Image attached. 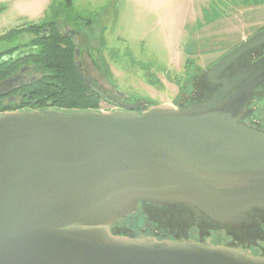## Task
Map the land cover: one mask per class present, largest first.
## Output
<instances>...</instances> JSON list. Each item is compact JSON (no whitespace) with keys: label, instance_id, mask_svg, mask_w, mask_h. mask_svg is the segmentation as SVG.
Listing matches in <instances>:
<instances>
[{"label":"water","instance_id":"1","mask_svg":"<svg viewBox=\"0 0 264 264\" xmlns=\"http://www.w3.org/2000/svg\"><path fill=\"white\" fill-rule=\"evenodd\" d=\"M262 43L264 28L225 52L204 69L202 96L184 103L109 100L76 61L118 108L0 112V264H264L221 241L112 231L144 206L190 213L224 234L258 230L264 129L245 117L264 81L248 76L264 58L224 71ZM21 83L0 80V95Z\"/></svg>","mask_w":264,"mask_h":264},{"label":"rangeland","instance_id":"2","mask_svg":"<svg viewBox=\"0 0 264 264\" xmlns=\"http://www.w3.org/2000/svg\"><path fill=\"white\" fill-rule=\"evenodd\" d=\"M0 5L6 7L0 34L28 21L62 18L81 29L87 40L86 46L79 42L84 74L107 99L139 107L184 101L204 69L264 26V2L248 5L245 0H0ZM30 37L24 32L10 44ZM259 99L251 102L255 118L264 117ZM116 108L100 101L99 109ZM148 218L135 223L158 232ZM208 230L206 241L224 239L222 230ZM199 231L194 224L188 235L199 237Z\"/></svg>","mask_w":264,"mask_h":264},{"label":"trees","instance_id":"3","mask_svg":"<svg viewBox=\"0 0 264 264\" xmlns=\"http://www.w3.org/2000/svg\"><path fill=\"white\" fill-rule=\"evenodd\" d=\"M245 1L248 5L264 2V0ZM56 23V20L42 23L28 21L9 28L0 34V80L12 76L20 65L32 63L42 75L18 86L19 89L16 91L20 90L21 100L27 99L33 105L39 102L42 104H47L48 102L51 107L47 108L66 111L99 109L100 101L103 99L97 91L86 84L80 77L75 64V45L69 37L66 38L60 33ZM44 25L51 26L49 33L43 37L38 34V30ZM24 32L30 34L31 37L28 40L21 44H10L14 38ZM95 64L97 65L96 62ZM199 84L194 93L191 94V97L201 95L200 93H202L203 89H200V86L204 88V84L203 82ZM35 99L37 100L36 102L34 101ZM24 104L22 103L21 105ZM2 106V103H0V107ZM145 217L153 218L151 223L157 225L158 232L150 231L144 224L136 225L135 222L137 220H143L142 218ZM129 220H134L133 225L128 223ZM194 224L202 228L203 232L208 230L200 219L190 213L144 206L121 219L117 225L112 227V231L119 234H123L126 231H136L167 238H179L189 234L188 231L193 228Z\"/></svg>","mask_w":264,"mask_h":264},{"label":"flooded vegetation","instance_id":"4","mask_svg":"<svg viewBox=\"0 0 264 264\" xmlns=\"http://www.w3.org/2000/svg\"><path fill=\"white\" fill-rule=\"evenodd\" d=\"M64 20L65 19L63 18L61 19L60 22H58L59 20H56L57 21L56 26L64 37L66 38L69 37L72 40L73 44L75 45L74 52H75L76 61H80L78 60V56L80 54L79 42L83 41L86 46V43H87L86 37L81 29L80 30L75 29L72 24H70L69 22H65ZM50 26L51 25L42 26L38 30V34L43 37L46 36V34L49 33ZM262 28H264V26H262L260 29ZM262 58H264V43L244 52L240 57H238L233 63H231L228 66V68L224 71V73L227 76H231L235 74L236 72H238L240 68H244L247 65L255 62L256 60H259ZM82 70H83V66H82ZM203 74L204 73L202 72L200 79H199L200 84L202 82L201 79L203 78ZM41 75L42 73L38 72L36 70V67L32 63H25V64L20 65L17 71L12 76H19V79L22 80V83L20 85H22ZM256 75H259V76L262 75L264 77V61L259 63L256 70L252 72L248 77H252ZM215 85L216 84L211 83V87H215ZM14 88L8 91L7 93L0 95V103H2L3 105L2 107H0V111L16 110V109H33V108H36V109L42 108L39 110H44V109H48L47 107H51L50 105H48V102L47 104H42L41 102H39L33 105L27 99L21 100L20 90L16 91L17 89H19V87L16 89ZM201 88L203 89L202 86H200V89ZM190 98L191 96L187 95L184 101H180L179 103H184L188 101ZM258 98H260L259 100L264 101V81L259 84L258 89L256 90L255 94L248 100L247 107H246L248 114L245 117V121L249 123L250 125L260 128V129H264V117H259V118L253 117L254 112L251 106V102ZM34 101L36 102L37 100L35 99ZM120 102L126 103L124 101H120ZM22 103L23 104L28 103V104L21 105ZM126 104H129V103H126ZM131 104H133V102ZM253 217H254L256 224L260 227V228L258 227V230L254 229L252 232L245 233L242 235L224 234L223 235L224 239L220 241L223 243H228L229 245L238 246L239 248L247 249L248 251H250L251 253L255 255L259 254V255L264 256V213L257 212L253 214ZM199 232L201 233L199 237L204 239L205 235L203 234L204 233L203 229L201 228V231ZM151 235H154V234H151ZM154 236L158 238H163L162 236H158V235H154ZM199 237L192 236V238H199Z\"/></svg>","mask_w":264,"mask_h":264},{"label":"crops","instance_id":"5","mask_svg":"<svg viewBox=\"0 0 264 264\" xmlns=\"http://www.w3.org/2000/svg\"><path fill=\"white\" fill-rule=\"evenodd\" d=\"M44 2H47V0H44ZM0 8L2 10H0V15H3L4 11H6V7L4 5H0ZM39 10H31L28 12H31V14H36ZM20 14L24 15L23 13L20 12Z\"/></svg>","mask_w":264,"mask_h":264}]
</instances>
